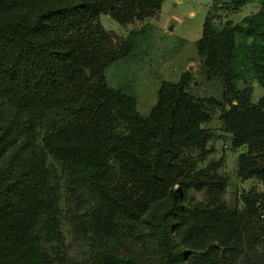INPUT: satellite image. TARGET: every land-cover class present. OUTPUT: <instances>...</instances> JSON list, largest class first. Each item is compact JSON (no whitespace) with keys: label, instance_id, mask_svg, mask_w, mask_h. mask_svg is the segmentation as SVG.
Here are the masks:
<instances>
[{"label":"trees","instance_id":"1","mask_svg":"<svg viewBox=\"0 0 264 264\" xmlns=\"http://www.w3.org/2000/svg\"><path fill=\"white\" fill-rule=\"evenodd\" d=\"M163 1L0 0V264H264V8L220 24L219 6L243 1L212 0L195 46L219 99L195 97L186 71L161 83L142 117L132 87L110 88L106 70L145 29L114 45L98 18L142 21ZM240 55L263 92L254 106L233 74ZM211 107L233 149H246L238 177L263 188L241 209L189 156L210 154ZM191 190L207 200L192 202ZM70 240L85 243V259L72 258Z\"/></svg>","mask_w":264,"mask_h":264},{"label":"rangeland","instance_id":"2","mask_svg":"<svg viewBox=\"0 0 264 264\" xmlns=\"http://www.w3.org/2000/svg\"><path fill=\"white\" fill-rule=\"evenodd\" d=\"M243 4L235 8L228 1L220 5L216 12L217 22L222 24L240 23L244 18L256 14L264 8V0H242ZM212 0H164L160 11L142 21L119 24L109 16L100 15L99 22L109 33L114 45H119L131 31L145 29L144 41L135 53L112 65L106 70V81L110 88L117 84L132 87L136 97V110L142 117H147L157 102V92L162 82L176 83L181 74L188 71L193 80L189 91L199 98L219 99L213 87L201 74L204 59L198 54L195 43L200 39L204 19L210 10ZM242 39H237L241 43ZM249 42L248 40H246ZM233 74L239 90L246 85L252 87L251 105H256L263 92L249 73V66L240 55L232 61ZM210 121L202 125L211 133L207 144L210 154L199 160L198 152L189 153L197 162L196 171L215 174L225 181V188L220 194L221 201L230 209L242 208V197L249 192L262 193L261 182L255 178L243 181L237 175V158L246 152L245 148L233 149L232 137L225 132L219 108H210ZM64 199V195L62 194ZM192 202H205L208 193L203 190L188 192ZM73 201H62V207L71 206ZM67 222L61 225L62 232H68ZM68 235V234H67ZM71 241V240H70ZM83 241H71L70 253L75 260L87 257Z\"/></svg>","mask_w":264,"mask_h":264}]
</instances>
